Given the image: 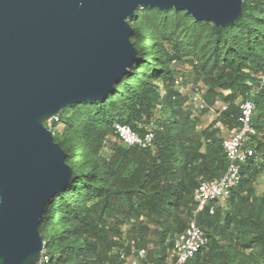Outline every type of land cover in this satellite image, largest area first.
Instances as JSON below:
<instances>
[{
  "label": "trees",
  "instance_id": "trees-1",
  "mask_svg": "<svg viewBox=\"0 0 264 264\" xmlns=\"http://www.w3.org/2000/svg\"><path fill=\"white\" fill-rule=\"evenodd\" d=\"M144 12L138 10L130 22L143 18L150 34L145 36L133 26L139 57L116 84L115 92L100 102L67 106L45 124L73 168L71 183L48 202L40 222L48 264H125L114 254L119 248L130 255L124 234L135 239L138 248H146V238L153 234L156 251L148 253L147 261L165 264L174 237L186 229L197 209L194 193L201 178L218 179L227 171L224 137L215 126L220 122L231 129L239 124V102L249 90V72L264 70V0H245L242 17L231 26L194 21L198 33L208 32L212 49L202 52L199 63H191L197 69L212 65L215 73L209 77L206 100L212 104L219 99L228 106L199 134L196 117L205 111L192 119L190 111L184 112L187 98L174 87L175 76L182 74L174 64L181 57L158 48L157 43L159 35L162 38L164 32L174 30L183 17L176 12L174 17L159 18L162 12L155 8ZM141 43L144 53L138 47ZM149 65L150 71L145 73ZM254 102L259 161L251 159L242 166L241 181L232 190L227 210L217 207L210 214L207 208L196 214L209 243L187 264H215L226 259L230 246L222 242L230 238L234 206L241 213L253 201L264 203V193L256 192V183L264 174V88ZM153 122L158 128L154 149L129 146L115 135L116 123L143 135V126ZM104 149L110 153L108 158L102 155ZM252 229V242L264 254V213Z\"/></svg>",
  "mask_w": 264,
  "mask_h": 264
},
{
  "label": "water",
  "instance_id": "water-1",
  "mask_svg": "<svg viewBox=\"0 0 264 264\" xmlns=\"http://www.w3.org/2000/svg\"><path fill=\"white\" fill-rule=\"evenodd\" d=\"M245 0H0V264H38L48 202L72 181L45 125L67 106L100 102L138 60L137 11L236 24Z\"/></svg>",
  "mask_w": 264,
  "mask_h": 264
},
{
  "label": "built area",
  "instance_id": "built-area-1",
  "mask_svg": "<svg viewBox=\"0 0 264 264\" xmlns=\"http://www.w3.org/2000/svg\"><path fill=\"white\" fill-rule=\"evenodd\" d=\"M249 87L244 99L239 102L240 117L239 124L231 129H227L228 136L224 138L223 147L228 159V168L226 173L213 180L202 179L194 193L196 211L184 231L177 234L173 239V248L168 250L165 258V264H187L196 254L208 246L209 238L206 232L197 224L196 214L209 208L210 214H214L217 207L226 209L231 198L232 190L238 186L241 181L242 166L249 160L259 161L256 151L257 138L260 134L253 125V117L256 110L254 97L264 88V70L259 72H249L246 80ZM162 86V85H161ZM174 87L187 99L185 104L193 116L200 115L208 110L211 115L218 117L219 112L227 109V104L217 99L214 105L210 106L206 100L207 89L202 83L188 85L184 76L178 74L174 79ZM163 95V93H162ZM56 118V117H55ZM49 120L48 122L52 121ZM217 127L223 129L224 126L218 122ZM116 137L132 147L141 149H154L155 131L158 129L155 123L143 126L145 133L140 135L128 125H114ZM128 227L125 228V233ZM125 246L130 249V255L127 256L124 249H114V254L119 255L121 261L128 260L129 257H137L143 263L154 264L147 261L149 251L147 248H138L135 239H127L124 234ZM49 256L42 253L38 264H48Z\"/></svg>",
  "mask_w": 264,
  "mask_h": 264
},
{
  "label": "rangeland",
  "instance_id": "rangeland-1",
  "mask_svg": "<svg viewBox=\"0 0 264 264\" xmlns=\"http://www.w3.org/2000/svg\"><path fill=\"white\" fill-rule=\"evenodd\" d=\"M141 13L144 14L145 9H140ZM176 11L170 10L168 12H162L158 14L159 18H171L175 16ZM183 17L178 26L174 30L169 32H164V36L157 40L159 45L158 48L163 47V49H168L169 53L176 52L180 55L181 59L179 63L174 64V67L177 71H181L186 84L192 85L196 83H202L206 89L209 87V77L214 75L215 71L211 70V64H209L205 69H197L191 63L192 61H200L199 57H202V52L212 49V44L209 42V34L207 31L198 33L196 27L194 26V20L185 12H179ZM132 26H136L140 32H143L145 36H149L150 32L147 28V24L143 22V18H136L131 22ZM196 29V30H195ZM163 33V32H162ZM134 41V40H133ZM141 52H145L144 43L138 45ZM163 51H161V54ZM200 66V65H199ZM198 66V67H199ZM136 72L139 71V68H135ZM150 65L146 66L144 71L145 73L149 72ZM224 94H228L225 92ZM212 106V105H210ZM176 108H178L176 106ZM189 111L188 107L184 105V112ZM210 113L206 110L199 117H196L198 120L195 123L196 133H200L204 129V125L210 124L212 118H210ZM194 116L192 115V119ZM222 136L226 138L228 132L222 129ZM112 139V138H111ZM102 155L106 158L110 156V153L107 149L102 150ZM260 157V156H259ZM256 192L257 195L264 193V174L259 178L256 183ZM263 205L259 201H253L249 210H243L241 213L237 212V208L234 206L233 212H231L232 222L229 226V239L224 240L223 245H229V252L227 258L224 260L216 261L215 264H264V254L261 247L254 242H252L254 237V232L252 229V224L254 221L263 216ZM226 208L225 210H227ZM224 210V211H225ZM226 216V211L223 217ZM157 238L151 234L146 238L147 241V250L150 253L156 251V242ZM226 243V244H225ZM169 253V251L167 252ZM125 264H143V262L137 257H130V259L125 261ZM214 264V263H213Z\"/></svg>",
  "mask_w": 264,
  "mask_h": 264
},
{
  "label": "crops",
  "instance_id": "crops-1",
  "mask_svg": "<svg viewBox=\"0 0 264 264\" xmlns=\"http://www.w3.org/2000/svg\"><path fill=\"white\" fill-rule=\"evenodd\" d=\"M229 93V92H228ZM225 95H227V94H225ZM208 103V102H207ZM224 103V102H223ZM225 104V103H224ZM208 105H214V103H212V104H210V103H208ZM211 115V114H210ZM210 118H212V121H211V123L210 124H207V125H204L205 127L204 128H207L208 126H210L212 123H214V121L217 119V116L216 115H211L210 116ZM218 123V122H217ZM217 123H216V126L215 127H217ZM222 130V129H221ZM223 130H226V131H228L225 127L223 128ZM128 259H130V257L128 258Z\"/></svg>",
  "mask_w": 264,
  "mask_h": 264
}]
</instances>
